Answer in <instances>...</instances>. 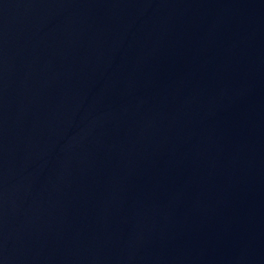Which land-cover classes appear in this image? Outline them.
<instances>
[{
	"label": "water",
	"instance_id": "95a60500",
	"mask_svg": "<svg viewBox=\"0 0 264 264\" xmlns=\"http://www.w3.org/2000/svg\"><path fill=\"white\" fill-rule=\"evenodd\" d=\"M0 264H264V0H0Z\"/></svg>",
	"mask_w": 264,
	"mask_h": 264
}]
</instances>
